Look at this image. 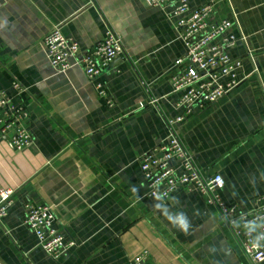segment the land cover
<instances>
[{"label":"crops","instance_id":"1","mask_svg":"<svg viewBox=\"0 0 264 264\" xmlns=\"http://www.w3.org/2000/svg\"><path fill=\"white\" fill-rule=\"evenodd\" d=\"M208 3L212 21L234 23L229 54L242 61V82L188 114L171 87L186 52L171 10L146 0H0V89L26 108L32 135L23 151L11 134L0 139V190H14L0 219V264H134L145 253L142 264H253L208 197L181 188L170 200L149 198L139 164L177 136L204 179L222 177L226 207L246 212L264 194V0H189L190 10ZM55 29L80 47L65 72L54 70L43 45ZM109 29L125 52L97 79L100 96L80 59ZM15 82L25 89L19 96ZM27 205L50 206L57 230L75 242L59 260L25 225ZM164 208L184 213L188 230Z\"/></svg>","mask_w":264,"mask_h":264},{"label":"built area","instance_id":"2","mask_svg":"<svg viewBox=\"0 0 264 264\" xmlns=\"http://www.w3.org/2000/svg\"><path fill=\"white\" fill-rule=\"evenodd\" d=\"M152 8L169 9L175 25L181 32L186 46L185 55L177 60L170 74L172 93L179 94L178 108L191 114L194 108L204 110L237 89L241 80L238 73L242 61L230 57L238 39L231 32L233 22H215L211 17L214 4L196 11L190 10L189 0H146ZM49 63L54 70L65 72L72 61L80 55V47L67 39L59 29L44 38ZM125 48L121 37L112 29L105 38L94 45L80 59L88 80H91L100 96H104L97 79L115 59L123 56ZM14 92L19 96L25 89L15 82ZM28 112L16 105L6 91L0 89V139L11 134L10 143L17 151H23L32 143V135L26 128ZM183 118H178L176 122ZM174 122V123H176ZM173 123V124H174ZM142 174L147 181V196L154 200H170L181 188H193L215 205L223 214L227 224L242 237L245 255L253 264L264 262V194L257 198L250 210L241 212L237 207H226L217 192L223 188L220 175L204 179L183 142L173 136L160 141L139 159ZM14 190H0V219L8 216L14 201ZM25 225L36 236L38 244L52 259L59 260L76 244L67 240L55 227L56 217L50 206H26ZM252 228L249 229L248 226ZM255 242V246H253ZM147 253L138 257L134 264H142Z\"/></svg>","mask_w":264,"mask_h":264},{"label":"clouds","instance_id":"3","mask_svg":"<svg viewBox=\"0 0 264 264\" xmlns=\"http://www.w3.org/2000/svg\"><path fill=\"white\" fill-rule=\"evenodd\" d=\"M157 207H160V206L157 205ZM163 214L165 215L166 219L169 222L173 223L180 230H182V231H187L188 230L190 225H189L187 217L185 216L184 213L178 212V213L173 214V213H170L167 208H164L163 209ZM248 228L251 229L252 226L249 225ZM261 238H264V237L257 236L256 237V242H258ZM253 246H255V242H254Z\"/></svg>","mask_w":264,"mask_h":264}]
</instances>
